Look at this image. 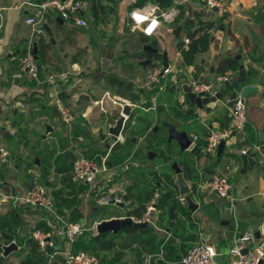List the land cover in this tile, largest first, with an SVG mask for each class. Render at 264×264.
I'll return each mask as SVG.
<instances>
[{"label":"crops","instance_id":"crops-1","mask_svg":"<svg viewBox=\"0 0 264 264\" xmlns=\"http://www.w3.org/2000/svg\"><path fill=\"white\" fill-rule=\"evenodd\" d=\"M45 1L47 0H0L1 145L7 146L3 142V137L8 131L15 138L18 133L17 130L22 127V124L17 127L13 126L14 122H19V118H24V115L20 111V106L24 102L25 104L34 105L33 102L36 101L41 102V107L44 106L47 109L46 114L42 118H36L37 121H41L44 133H46L45 125H50L53 128L50 136L59 137L68 133L71 135L66 151L64 150L66 148L63 141L64 137H60L59 142H61L62 148L64 146V152H57L56 154V151H54V158H51V155L47 157L50 168L53 171L54 168L52 167L54 166L52 165V161L60 155L59 153L74 154L75 150L70 149L71 143L77 145L76 150L86 157L93 158L98 155L107 157L106 166L108 171L104 173L107 176L98 181L97 188L101 191L103 190L105 196H122L125 200L132 201V207L129 214H126L128 213L127 211L124 215L99 218L101 208L113 206H98L96 199L100 194L89 193L87 185L73 182L78 190L82 186H85L86 190L77 198L74 196L68 197L70 203L71 200L79 199L85 193L86 197L92 196L93 199L91 204L86 208L87 213L74 208V211L80 216V221L76 223L84 224L86 228L84 232H86L87 221L89 220H92L93 223L95 222L94 224L98 227L100 223L105 221L121 219L128 215L136 218L144 215L145 209L144 211H140L137 210V207L142 206L146 195L151 193L150 189L154 185V181L147 188L150 183L147 184L146 179L141 174L142 171L147 169L158 172L157 166L154 165L156 156L150 158L146 146L152 142V134L156 133L161 126L166 127V124H171L179 131L187 128L190 137H193V146L188 153L195 150L199 154L198 158L195 159L199 180L194 182L187 181L189 186L192 187L195 183L199 186L200 183L209 181L214 174L226 175L233 185L230 200H223L215 193L199 190L197 193H192L195 202L199 205V208L195 212L189 211L188 205L186 209L181 208L176 200L174 206L171 207V209H175V216L177 215L176 224L178 223V226L175 225L170 230V236L173 237L174 241H170L166 237V230L169 228L171 219L168 223L167 217L163 216L164 212L161 209L159 200L157 211L153 214L154 223L145 228L150 231V234L156 235L159 241L164 242L159 248V253L147 254L144 244H135L129 249L123 250L124 253L121 259L112 263L124 262L123 264H125L128 257H130L131 262L129 264H146L148 256L161 254L163 259L152 258L150 264H178L180 261L166 257L165 247L168 241L175 246L181 247L186 235L185 232H189L195 236L192 248L200 242L201 234H203L206 242L215 247L217 255L222 256L221 264H234L235 259L231 255V249L236 239L241 235L250 231L255 234L257 232L261 233V240H256V242L249 246V249H253L255 244L264 242V0H220L226 7V13L223 16L217 10L209 9L204 0H172L173 5L171 8L177 7L180 9L179 18L173 25H162L159 33L153 37L144 36L141 30L133 31L131 29L130 24L132 21L130 13L136 9L132 8V6L138 0H115V3L110 4L113 10H111L112 12L106 18L107 23L104 24L96 23L93 17L92 5L95 0H87L89 7L81 15V18L88 24L87 28L78 27L72 20L64 21L56 11L49 10L45 15V28L46 30L50 28L53 36L49 37L46 31L44 37H34L32 27L26 21L29 17L36 15V12L39 11L36 6ZM148 3L155 4L153 2ZM197 20L214 24L213 28L208 30L210 35L209 48L206 52H201L200 48L196 49L194 62L192 64H185L183 54L178 49V43L181 41L184 44V49H188L190 38L188 36L187 24L190 21ZM112 22L115 34L126 36L131 32L137 36L139 43L137 48L138 55L131 54L133 51L130 50L129 53L124 54V56L130 57L129 60H126L117 58L118 56L115 55L112 48H103L98 59L97 77L98 79H107V86L116 87V96L113 95L116 98L128 99L136 93L139 100L130 102L128 99L129 105L132 107L131 122L130 120L127 122V125L130 127L129 129H125L122 141L107 149L106 143L111 137H108L106 134H104L103 145L100 144V141L98 143L94 141L90 143V140L102 130H104L102 133H106L110 126L115 123L118 113L117 111H112L111 114H101L95 111L89 119L82 118V113L90 104V101L101 97L106 91L103 92L98 85L91 86L88 89L84 88V80H86L87 74L81 66L80 58L82 55L86 56L87 54L85 53H89V46L82 39H79V36L83 35L87 38L90 36L96 37L101 30V26H108ZM179 27H182V30L177 38L175 33ZM198 38L199 36L196 39ZM186 39L189 40V44L185 43ZM41 40L47 43L49 49L46 53V63L42 64L38 60L39 56H36L41 68L39 74H47L48 68L53 67L55 72L58 73L57 76L67 75L66 77L56 76V79L53 82H49L46 86L45 93L43 90L31 92V85L27 81V75L21 72L19 68L20 60L31 45H33L35 54H37V45ZM147 46L156 50V52L145 51V47ZM157 54L159 55L158 58L149 57V55ZM164 55H167L169 67L172 68V65H175L176 69H173V75L177 79L176 82L171 81L167 83L163 92H160L163 94L158 101L156 93L144 88L143 82L147 72L152 67L163 65ZM228 58L238 60L246 71V83L238 89L229 87L225 90L222 84L216 83L219 77L229 72H233V80L239 76V72H234L233 70L219 71L220 64ZM148 60H151L152 63L144 66L143 63ZM212 69H215L216 75L214 82L210 80ZM111 76L122 80L125 83L124 86L119 88L117 85L112 84L109 81ZM201 80L205 81L203 83H214V94L224 93V97L219 99L215 105L211 104L209 108H205L204 110L185 105L183 94L185 85L190 86L193 81L201 82ZM247 85L257 86L259 91L245 99L248 116L246 131L243 135H239L226 143V149L221 157H218V153L214 157L207 155L204 137L207 135L208 129L222 130L230 125V107L232 102L241 95L242 87ZM171 88L175 91L174 97H177L181 110L189 113L191 116L186 121L178 120L173 114L174 110L171 109L168 101L169 97L173 96L171 94L173 91H170ZM95 92H97L96 95ZM100 92H103L101 93L102 95H100ZM37 95L41 96V98H37ZM39 108L34 107L31 111L38 110ZM63 108H67L72 113L74 121L68 123L64 120L62 115ZM43 134L41 132L40 136H42L43 140H46L47 137L43 136ZM195 136L200 137L196 142L194 141ZM80 137L83 138V141L78 140ZM90 145L94 146L93 150L87 153L85 147ZM254 145L260 147V153L252 151L248 155L252 159V163L245 165L240 151L251 148ZM161 152L162 148H158V151L155 152L157 153V157ZM69 160L71 165H73V161ZM123 161L124 163L121 167L110 168L112 165L122 163ZM2 168L4 170L0 168V198L3 202L0 215L6 213L7 206L18 195L21 196L27 192L35 181L42 184L37 178L36 173L33 175L35 178L33 177L30 182L28 180L21 182L20 178L16 176L15 179L10 178V182L7 183L5 180L8 179H5L3 176L8 173L11 174V171H13L11 170L13 168L10 152L6 163H2ZM15 168L18 169L17 165ZM56 175L58 174L56 173ZM58 176L61 180L55 187L51 181H47L45 185H42L50 195L49 188H52L54 190L53 194L59 190H63V196L66 197L69 195L71 187L75 188V186L71 182H64L66 179L65 174ZM172 178L176 179L175 171ZM176 190L178 197L180 194L178 189ZM156 191L160 193L161 199L165 191L164 183L158 184V189L154 191V194ZM149 201L146 202L148 203ZM227 204H232V212L231 219L226 224L225 207ZM114 207H118L120 210L126 208L124 205ZM94 208L98 210L97 215L94 214ZM19 212L24 215L26 224L19 230L18 241L26 234L28 235L32 229L34 231L35 228L33 226L45 222L52 227L50 233L54 235L55 248L64 253L65 246L69 242L58 234L57 223L54 222L55 219H52L48 212L40 209L31 210L26 207H22V210ZM57 214L59 215V213ZM60 216L65 219L63 215L60 214ZM95 232L92 235L98 234L97 228ZM146 237L147 235H140V241H143ZM11 244L13 242L8 245H1V248L3 249V247L10 246ZM124 244H126V241ZM16 245L18 246V250L11 253L3 261L0 260V262L6 263L19 251L22 252L17 242ZM23 247L27 248L28 245L24 244ZM134 249L138 251H136L137 254L132 260L131 254ZM22 255L24 259L25 254L23 253ZM62 255L51 257L49 264H64ZM108 255L109 258L110 256L113 258L112 254ZM102 264L104 263L102 262Z\"/></svg>","mask_w":264,"mask_h":264},{"label":"built area","instance_id":"built-area-1","mask_svg":"<svg viewBox=\"0 0 264 264\" xmlns=\"http://www.w3.org/2000/svg\"><path fill=\"white\" fill-rule=\"evenodd\" d=\"M209 9L217 10L220 15L226 13V7L220 0H204ZM38 12L36 15L27 19V24L32 27L34 37H44L46 35L45 15L49 10L56 11L61 19L64 21H74L80 28H87V22L81 18L82 13L88 9L89 3L87 0H47L36 6ZM180 16V9L177 7L168 10H161L157 5L148 3L143 7L136 8L130 13L131 29L141 30L144 36L153 37L159 33L162 25H173ZM189 44V40H185ZM40 66L37 62L36 56L33 52V45L25 53L20 60V70L26 75L36 76L40 72ZM234 77L233 72L226 73L219 77L216 83H224L232 81ZM176 76L173 75L171 67H164L163 65L152 67L146 74L143 82V87L147 89L159 88L163 91L167 83L176 82ZM54 81V80H53ZM50 79L49 82H53ZM192 92L202 96H214V83H203L193 81L190 84ZM130 102L126 99L116 98L109 92H105L101 97L91 100L90 104L82 113V118L89 119L91 115L98 111L101 114H111L112 111H117L118 118L115 123L110 126L115 127L116 122L120 117H123V110ZM64 120L68 123L74 121L72 113L67 109H62ZM231 123L222 130L208 129L207 135L204 137L206 143V153L214 157L218 153V148L222 141L229 142L243 133L247 129L248 116L247 106L241 95L238 96L230 107ZM128 121V119H127ZM109 128V129H110ZM108 129V130H109ZM108 130L106 135L111 137ZM19 131V130H17ZM200 137L195 136L194 141H198ZM79 141H83L80 137ZM122 141V137L117 138V142ZM72 142V141H71ZM77 145L70 144V149L75 150V159L72 165L73 181L77 184H84L89 187V193H98L99 197L96 199L98 206H121L132 207V201L125 200L122 196H108L104 195L103 190L97 188L99 177L108 171L106 166L107 157L96 156L89 158L76 150ZM252 151L260 153V147L254 145L251 148L242 149L240 151L242 156H248ZM9 157L8 150L0 144V161H4ZM233 185L229 178L223 174H214L209 181L200 183L198 191H209L215 193L223 200L229 201L231 198ZM197 191V192H198ZM16 202L31 210L46 211L55 219L54 222L58 226V234L63 236L69 243L73 244L76 238L85 230V225L82 223L66 222L60 215L57 214V204L53 197L48 193L47 189L40 183L34 182L29 190L23 195L18 196ZM160 200V193L155 192L152 199L146 204L144 215L140 218L131 216V220L137 224L154 223L153 214L157 211V203ZM177 201L181 208H187V201L184 196L179 195ZM3 200L0 198V209ZM123 217L121 219H125ZM52 221V220H51ZM53 222V221H52ZM55 223V225H56ZM264 226V225H263ZM97 228V225H95ZM33 239L39 244L40 250L44 251L47 248H53L54 252L51 257L62 255L61 251L55 248L54 235L46 233L41 230L33 232ZM256 242L255 233L250 231L241 235L234 242L231 249V255L235 259L234 264H264V242L257 244L255 249H249V246ZM13 244H16L13 241ZM248 249V253L244 254V250ZM217 256V251L214 246L206 242V238L201 234V240L197 243L188 254L178 264H213L214 258ZM163 259L160 255H150L147 257L146 264H150L152 258ZM64 264H102L101 260L94 254L87 251L73 252L69 251L64 254Z\"/></svg>","mask_w":264,"mask_h":264},{"label":"trees","instance_id":"trees-1","mask_svg":"<svg viewBox=\"0 0 264 264\" xmlns=\"http://www.w3.org/2000/svg\"><path fill=\"white\" fill-rule=\"evenodd\" d=\"M148 2H153L157 4L160 9H168L171 8L173 3L172 0H138L136 3L133 4L132 8L142 7L144 4ZM115 3V0H95L92 5V13L93 17L95 19L96 23H107V16L112 12L113 10L110 7V4ZM213 23H205L204 21L197 20V21H190L187 24V30H188V36L190 38V45L188 49H184V44L180 41L178 43V49L183 54L184 63L185 64H192L194 62V58L196 56L195 50L200 48L201 52H206L209 48L210 44V35L209 31L213 28ZM198 27V28H195ZM197 36H199L198 39ZM48 45L44 42V40H41L37 45V54L35 56H39L38 60L44 64L46 63V53L48 52ZM34 52V48H33ZM25 55V54H24ZM157 55H149L150 58L155 57L158 58ZM233 70L234 72H239L242 69V66L240 65V62L236 59L228 58L225 59L219 66V71L225 72V70ZM40 73V72H39ZM112 84L117 85L119 88H122L124 86V82L120 79H118L115 76H111L109 80ZM131 86V85H130ZM128 86V88H130ZM170 91H173L172 88ZM173 96L169 97L168 101L170 103V107L172 110H174L173 114L175 118L178 120H185L191 118L189 113L184 112L180 108V103L177 99V97H174L175 91H173ZM125 96V95H123ZM131 102H136L139 100L138 95L135 93L130 98H128ZM36 100V99H35ZM38 100V99H37ZM47 109L45 107H41L38 110H33L30 112L28 117V122H32L36 118H42L44 114H46ZM19 122H14L13 126L17 127L23 124L25 121L24 118H19ZM131 122V118L129 119ZM130 124V123H129ZM129 125L126 126V129H129ZM168 129L165 126H161L160 129L154 134V138L152 142L149 145L146 146L147 152H157L158 148H162V152L158 155L160 158L166 163L171 158L170 156L166 155L165 151L163 150V145L168 141ZM24 132V131H21ZM165 132L166 138H162L158 140V136ZM42 140V136H40ZM14 139V138H13ZM26 140V138H24ZM8 142H11V140H7ZM13 141V140H12ZM22 141H19V144ZM25 145L28 146V142H25ZM62 148V147H61ZM64 148V146H63ZM57 154V153H56ZM60 155L57 156L53 161L52 165L54 167L55 173L58 175L65 174L66 179L64 182H71L73 184V176H72V165L70 163V160L65 156V154L59 153ZM54 153L51 155V158H54ZM198 153L196 151L188 153L184 152L181 153L179 156V165L183 169V175L187 181H198L199 180V174L197 172L196 168V162L195 159L198 158ZM208 155V154H207ZM232 156V155H231ZM158 157L156 156L154 159V162L156 161ZM150 160V158H149ZM155 165V164H154ZM144 178L147 181V188L151 186V182L154 181V185L151 186L150 192L146 195L145 201H143L142 206L137 207V210L144 211L146 201H149V199L153 196L154 191L158 189V184L164 183V193L163 196L160 199V205L161 209L164 212L163 216L167 217L168 223L170 221V210L171 207L174 206L176 200H177V187L174 184V179L171 175L167 173L160 174L158 172H153L152 170H144L142 171V174ZM74 185V184H73ZM75 186V185H74ZM85 186H82L79 190L72 186L69 195L66 197L63 196V190H59L54 193L55 199L58 200L59 203H57L58 207L61 208L63 206H66L70 204V201L68 200V197L74 196L77 198L79 195L83 194L86 190L84 188ZM193 193H197L198 191V185L195 183L192 186ZM75 200V199H74ZM77 200V199H76ZM75 200V201H76ZM21 204L16 202V199L12 201L7 206V211L4 214L0 215V257L3 254V249L1 248V245H8L12 243L13 241H16L17 244L21 247L22 253L25 254V258L22 260L20 264H49L51 260V256L54 252L53 248H47L44 251H40L39 244L33 239V232L35 230H41L46 233H50L52 231V227L48 223H39L37 226H33L35 230H31L28 235L26 234L24 237H22L18 241V235L19 230L24 227L25 218L22 213L19 211L22 210ZM24 209V208H23ZM95 215L98 214V210L94 208ZM187 211V210H186ZM176 214V213H175ZM177 216V215H176ZM80 221V216L77 212L73 211L71 214V219L69 223H76ZM178 226V223L176 224ZM168 228V225H167ZM185 238L182 242V246L178 247L173 245L170 241H168L166 247H165V253L166 257L168 259H175V261H182V259L188 254L189 250L192 248V243L195 240V236L189 232H185ZM140 235H147V237L140 241ZM126 239V240H125ZM126 244L123 245V243ZM164 242H161L158 240L157 236L154 234H150V231L148 229L135 231L131 228H126L119 232L118 234L113 233H102L97 235L92 234H86L83 232L81 235H79L75 242H74V249L76 251H87L91 254L96 255L100 260L101 263L109 264L115 261H118L121 259V256L123 254V250L129 249L135 244H144L145 245V251L147 254H156L159 253V248ZM24 244H27L28 247L24 248ZM108 254H112L113 258H109ZM179 262V263H180ZM0 264H5L4 262H0Z\"/></svg>","mask_w":264,"mask_h":264},{"label":"rangeland","instance_id":"rangeland-1","mask_svg":"<svg viewBox=\"0 0 264 264\" xmlns=\"http://www.w3.org/2000/svg\"><path fill=\"white\" fill-rule=\"evenodd\" d=\"M113 22L106 26H101V30L100 32L97 34V36L92 37L90 36L89 38L85 37V36H79V39H82L86 45L89 46V53H85L87 54L82 55L81 56V66L83 68V70L85 69V73L87 74V77H85L84 80V88L88 89L91 86L94 85H98L103 92H109L112 96L115 95L116 96V87H112V86H107V79H98L97 77V69H98V59L103 51V48H112L115 53L116 56H118L117 58H121V59H126L129 60V56L124 54L129 53L130 50H132L133 52L131 54L133 55H138L137 51H138V40H137V36L134 33L129 32L126 36H119L118 34H115L113 28ZM117 35V36H116ZM137 53V54H135ZM20 63V62H19ZM84 64V66H83ZM89 67V68H88ZM20 68V67H19ZM49 70L47 71V74H37L36 76H31V75H27V81L30 83L31 85V92L33 91H42L45 93L46 92V86L48 85L50 79L55 80L56 76L58 73L55 72V70L53 69V67L48 68ZM172 69H176L175 65H172ZM146 74V73H145ZM61 77H66L67 75H60ZM57 76V77H60ZM75 76V75H72ZM58 79V78H57ZM145 80V79H144ZM147 89V88H146ZM152 92H155L157 95V100H160V97L163 93L161 90H159V88H152V89H148ZM100 92V95H102ZM149 92V91H148ZM97 92H95L96 95ZM118 97V96H117ZM37 98H41V96L37 95ZM121 98V97H120ZM125 99V98H123ZM128 100V99H126ZM44 101V100H43ZM24 102V101H23ZM131 102V101H130ZM34 105L32 104H25V102L20 106V111L21 113L24 115V119L25 121L22 124V127L19 129L17 135L15 136L14 139L11 140V142L8 141H3L4 144H6L7 146L5 147L6 149H8V151L10 152V154L12 155V168L11 170V174H7L5 176H3L5 179L7 178L8 180H5L7 183H9V179H15L16 176H18L20 178L21 182H24L26 180H28L29 182L33 179V175L36 173L37 178L39 179V181L45 185L47 183V181H51V183L55 185H58L60 183L61 178L56 175V173L53 171V169L50 168V164L49 161L47 160V157H49V155H52V153L54 151L57 152H64V150L66 151L68 149V143L70 142V133L64 135V136H59V137H53L50 136L51 134L46 136V133H44L43 127H42V123H40L41 121H37L36 119H34L32 122H28V117L30 114V111L32 108H36V107H40L42 105L41 102H33ZM59 117V116H58ZM114 117V114H113ZM129 121V119H128ZM127 121V122H128ZM127 126V124H126ZM125 126V129H126ZM105 129V128H103ZM5 131H7L5 129ZM21 131H25V132H21ZM104 131V130H102ZM102 131L98 134H95L94 138H91L90 143H92L93 141L98 143L100 141V144H102V142L104 141V134L106 133H102ZM10 132V131H8ZM41 132L43 134V136H46L47 139L46 140H41L40 135ZM73 135V134H72ZM75 135V134H74ZM152 138L151 140H153L154 138V134H152ZM60 137H64L63 141L64 144L66 146V148H61L62 146L60 145L61 142H59V138ZM75 137V136H74ZM24 138H26V140H24ZM158 140L162 139V138H166L165 132L162 133L161 135H159ZM19 141H22V144H19ZM25 141L28 142V146L25 145ZM61 146V147H60ZM94 146H86L85 147V151L90 152V150H93ZM98 147V146H97ZM64 149V150H63ZM103 150V149H102ZM163 150L165 151L166 155L170 156V160L168 162H164L160 156H158V158L156 159L155 166H157V171L160 174L163 173H167L171 176H173L174 174V170H173V165L174 164H178L179 163V156L182 153L179 144L176 141H172V142H166L163 145ZM157 156V153H155ZM2 163H6V160L4 161H0V168L2 170H4L2 168ZM124 161L122 163H117L112 165L110 168H114V167H121L123 165ZM17 165V168L16 167ZM107 174H102L98 181H100L101 179H104V177H106ZM35 178V177H34ZM49 191L51 193V195L54 197V190H52V188H49ZM56 191V190H55ZM19 196V195H18ZM55 199V197H54ZM92 196L90 197H86V193L85 195H83L82 197H80L79 199H77V201L75 200H71V203L69 205L64 206L63 208H59L57 209V213H59V215H63L65 218L66 222H69L71 219V213L74 211V208L79 209V211H83L86 212V208L88 207L89 204H91L92 201ZM55 201L57 203L58 200L55 199ZM90 210V208H89ZM131 210V207L128 208H124L123 210L118 209V207H103L101 208V215L99 218H106L109 216H114V215H124L125 212ZM87 213V212H86ZM95 223V222H94ZM93 223L92 220L87 221V231L85 232L86 234H95V224ZM69 251H73L75 252L76 250L74 249V243L73 244H66L65 246V250L63 251L64 254L69 252ZM136 249L133 250L132 252V260L135 258L136 256ZM124 253V252H123ZM23 253L21 251H19L15 256H13L8 262H6L5 264H20V262L23 259ZM64 254L62 255V257L64 258ZM111 258V256H110ZM131 262V258L128 257V259L126 260L125 264H129ZM124 262H120V263H109V264H123Z\"/></svg>","mask_w":264,"mask_h":264},{"label":"water","instance_id":"water-1","mask_svg":"<svg viewBox=\"0 0 264 264\" xmlns=\"http://www.w3.org/2000/svg\"><path fill=\"white\" fill-rule=\"evenodd\" d=\"M182 30V27H179L176 30V37L178 38L180 35V32ZM47 34L49 37L53 36L52 31L50 30V28H47ZM178 41V40H177ZM145 51H149V52H156V50L151 49L149 46L145 47ZM36 52H34L35 54ZM152 63L151 60H148L146 62L143 63L144 66L150 65ZM163 66L164 67H168V59H167V55H164V62H163ZM216 79V75H215V69H212V76L210 77L211 82H214ZM201 82H205L203 80H201ZM207 82V81H206ZM246 83V71L243 69H241L239 76L237 78H235L232 81H227L222 83V85L225 87V90H227L229 87L231 88H235L238 89L240 86L244 85ZM259 88L257 86L254 85H247V86H243L241 89V97L245 102V99L258 92ZM183 94L185 97V105H189L191 107H197L200 110H204L205 108H209V106L215 105L216 102L224 97V93H217L214 94V96H208V97H202L199 96L195 93L192 92V89L189 85H185L183 88ZM131 113H132V107L130 105H126L124 110H123V117H120L118 119V121L116 122L115 127H111L109 130V134L111 136L110 140L106 143V148L110 149L112 146L117 144V138L122 137L124 131H125V126L127 124V119H129L131 117ZM46 128V136L51 134L53 132V128L50 125H45ZM166 128L168 129V142H172V141H176L181 149V152H188L191 151V148L193 146V137H190L189 134V130L186 128L183 131H179L174 125L171 124H166ZM261 135V134H260ZM4 140H12L13 139V135H11L10 132H7L4 137ZM2 139L0 138V144H1ZM226 143L225 141H222V143L220 144L219 148H218V157H221L226 149ZM195 150H193L192 152H194ZM149 157L151 158L152 156H156L155 153L153 152H149ZM65 156L69 159H71L72 161H74L75 156L73 153H66ZM245 165H248L249 163H252V159L249 158V156H242ZM173 170L175 171L176 174V179L174 181L175 186L177 187L179 194L181 196L185 197V200L187 201L188 204V209L191 212H195L198 208L199 205L195 202L193 196H192V187L189 186L187 180L185 179L184 175H183V169L181 168V166L179 164H174L173 165ZM123 207V206H122ZM231 212H232V204H227L225 207V219H226V224L227 222L229 223L230 219H231ZM170 219H171V223L169 225V228L166 230V237L170 240V241H174L173 237L170 236V230H172L175 225H176V216H175V209L172 208L171 212H170ZM151 223H144V224H137L134 223L131 220V215H128L125 219H113L111 221H105L102 222L98 225L97 227V231L98 234H102V233H113V234H118L119 232H121L122 230L126 229V228H132L134 230H140V229H145L148 228L150 226ZM256 240H261V233L257 232L255 234ZM257 247V244L254 245L253 249H255ZM4 249V254L3 256L0 258L1 261H3L5 258L9 257V255L11 253H13L14 251L18 250V246L16 244H11L10 246H5L3 247ZM244 254L248 253V249H245ZM221 260H222V256L221 255H217L214 260H213V264H221Z\"/></svg>","mask_w":264,"mask_h":264}]
</instances>
